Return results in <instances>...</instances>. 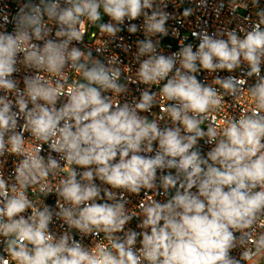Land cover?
<instances>
[{
  "label": "clouds",
  "instance_id": "clouds-1",
  "mask_svg": "<svg viewBox=\"0 0 264 264\" xmlns=\"http://www.w3.org/2000/svg\"><path fill=\"white\" fill-rule=\"evenodd\" d=\"M16 2L11 18L0 11V264H264V0H227L225 25L240 23L193 30L196 46L168 22L191 23L208 0ZM249 5L254 14L237 15ZM224 8L213 5L217 19ZM89 25L102 46L84 43ZM125 30L143 34L135 51ZM169 35L179 47L166 54ZM117 41L135 77L107 54ZM132 84L144 87L129 101ZM245 85L254 106L218 131L222 99ZM141 192L156 198L132 211Z\"/></svg>",
  "mask_w": 264,
  "mask_h": 264
},
{
  "label": "built area",
  "instance_id": "built-area-1",
  "mask_svg": "<svg viewBox=\"0 0 264 264\" xmlns=\"http://www.w3.org/2000/svg\"><path fill=\"white\" fill-rule=\"evenodd\" d=\"M220 2V0H208V7L206 9L203 10H199L196 13V16L200 17L199 20V24L197 25V20H196V16H192L189 17L188 20L191 23L185 22L183 26H180L179 24H176L175 21H169L168 22V27H176L179 29L180 33H181V38L183 36H187L188 40L185 41V43H192L194 46L198 45L199 41L196 40L195 38L192 37V31L196 30L199 31L203 28H207L209 32L215 31L217 28L223 27V26H227V27H235L237 23H240L239 21V17H234L233 21L231 24L225 25V22L229 19H231V14L228 11L227 8V0H224L225 2V8L223 9V11L220 13L219 19H217L216 14L213 11V5L214 4H218ZM189 6L188 4H185V7ZM168 11H176V9L170 4L169 8L167 9ZM183 9H180V11H182ZM0 11H7L9 13V18H11V15H14L15 12L17 11V2L16 0H0ZM254 14V9L251 8V6L249 5V9L245 10L243 8L237 9V15L240 17H246L249 16L250 13ZM105 22L107 21V17L104 18ZM3 21L0 20V23H2ZM142 21H134V23H141ZM246 26V25H245ZM13 25L12 24H8L7 25V30L9 32L12 31ZM120 35H122L124 37V41L123 43L131 45L133 51H135V41L137 39H142L143 38V34L142 32H138L135 35H130L127 33V31H123L122 33H120ZM106 39L105 36H102L101 33L99 32V29L97 27L91 26L89 25L87 28V34L85 35L84 38V43L88 44L89 47H97V46H102L103 45V41ZM121 43L120 41H117L116 43L112 44L111 47L109 48L108 51V55L111 56V58L114 61H119L122 60L123 63L125 65H131L132 67V71L129 73L127 70H125L124 75H131L132 77H135V69L138 67L137 64H135V61L133 59L132 56H130V54H125L120 47L117 46V44ZM81 47L83 45H80ZM162 47L165 49V53H170L173 51H177L178 47H179V40L177 38H173L171 35H169L168 37L164 38L162 40ZM93 55H97V53L95 52V49L93 48ZM103 58V57H101ZM235 75H239V72L234 73ZM262 74H264V69H262ZM21 76L23 75V73L20 74ZM69 75L71 78V82L73 84L77 83L78 81H80V76L79 74L75 73L72 70H69ZM220 76H227L229 75V73L227 72H220L219 73ZM198 79H200L201 81H205L207 79V81H211L212 77L208 76V74L206 72H202ZM254 82V78L249 80V83H253ZM137 87L143 88L144 85H129L130 88V92L128 93V97H126L129 101L131 100L132 96H139V92L136 91ZM218 87V86H217ZM159 89L160 86H154L153 90L157 91L159 93ZM122 99H124L122 97ZM157 99L160 101V104L158 107H162L165 106L168 102L160 95L157 96ZM254 106V101L253 99L250 97L248 91H247V86L245 85L240 96H238L237 98L233 99L232 97H224L222 99V103H221V107L218 108L215 112V115L217 117L216 121H215V125L217 126L218 131L223 128L225 125L224 121L226 118H230L231 115L235 114V115H239L242 111H246L248 109H250L251 107ZM156 107L153 109L154 112H159V108ZM209 115L211 116L212 113H209ZM151 118V116L149 117ZM202 127L206 128L207 127V122H205L204 124L201 125ZM27 137V134H25ZM201 147H202V151L206 152L210 146L204 144L203 141H200ZM35 146V141H27L25 144L26 148L31 149L32 147ZM48 154V148L47 145H44V151H42L41 155L47 156ZM53 155L55 156L56 154L53 153ZM15 159V157H9L8 158V162L5 165V174L7 175L8 173H10L12 171V167H13V160ZM69 169V166L67 164L64 165V173L63 174H67V171ZM148 196H151L153 198L155 197L154 192H149ZM148 196H143V192H141V194L139 196H130L129 199L131 200V203L128 205V207H132V211H137L138 210V205L140 202H144L148 200ZM29 198L35 200L37 198V193L35 189H29ZM157 199H164V197H157ZM55 201H56V197L54 195H50L49 197H47L45 199V203L48 204L49 206L55 208ZM138 223L137 219H133V221L130 223V227L132 228H136V224ZM60 222L56 221L52 226V230L59 233L62 232L63 229H61L59 227ZM139 230V229H137ZM103 235V234H102ZM76 238L79 239V235H76ZM84 243L86 245H90L91 241L89 238H85ZM98 243L103 244L105 246H110L109 242L104 240L103 238H101ZM0 247H2V245H0ZM92 250L94 251L95 248L93 247ZM233 255H236L235 252H233ZM9 259L11 260V258L9 257ZM12 264H15V262H12Z\"/></svg>",
  "mask_w": 264,
  "mask_h": 264
}]
</instances>
